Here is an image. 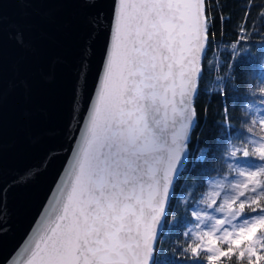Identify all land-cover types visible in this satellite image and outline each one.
<instances>
[{
    "label": "snow or ice",
    "instance_id": "snow-or-ice-1",
    "mask_svg": "<svg viewBox=\"0 0 264 264\" xmlns=\"http://www.w3.org/2000/svg\"><path fill=\"white\" fill-rule=\"evenodd\" d=\"M110 4V16L104 18L107 42L98 92L88 97L87 71L82 67L73 95L76 132L70 135V148L54 150L43 164L46 169L58 153L67 152L62 174L37 220L43 217L41 228L21 264H150L155 250L158 225L197 119L196 99L205 57L216 35L214 22L209 0H111ZM253 7V3L246 5L245 17L238 25L241 42L248 38ZM258 15L264 19V11ZM226 19L221 15L222 25ZM16 38L24 42L23 33ZM230 48L235 53L238 43ZM216 70H220L219 64ZM223 79L216 77L217 81ZM208 91L225 94L223 83ZM258 105L250 107L264 127V95ZM224 115L225 125L231 127L227 107ZM85 118L87 127L81 138ZM261 142L264 138L251 140L254 145ZM231 155L233 160L249 157L247 151ZM38 171L30 170L28 178ZM65 171L68 175L61 184ZM18 182L26 180L17 178L5 185L0 173V207ZM223 184V180L213 184L218 189L217 198L206 207L192 201L196 207L190 210L191 217L201 223L213 222L214 244L205 251L212 253L215 248V253L207 256L208 264H225L237 255V248L240 259L245 257L247 230L241 228L233 235L227 228L216 229L227 219L226 214L216 213L224 212L225 203L232 212L237 204L243 211L246 204L252 207L259 203L229 202L227 196L221 199ZM57 187L59 192L53 200ZM190 197L189 193L184 199L185 206ZM253 211L264 214V206ZM260 222L264 223V215ZM3 231L0 227V233ZM221 237L224 246H220ZM248 254V264L264 261V251L249 249ZM184 258L189 264H200V248ZM7 264H13V259Z\"/></svg>",
    "mask_w": 264,
    "mask_h": 264
},
{
    "label": "water",
    "instance_id": "water-1",
    "mask_svg": "<svg viewBox=\"0 0 264 264\" xmlns=\"http://www.w3.org/2000/svg\"><path fill=\"white\" fill-rule=\"evenodd\" d=\"M110 3L0 0V173L5 185L17 178L26 180L15 184L0 207V227L4 229L0 233V264H7L9 259L21 264L41 228L43 217L37 220L62 174L67 152L58 153L46 169L43 164L54 150L71 147L70 135L74 136L77 128L73 95L82 67L87 71L88 97L98 92L107 42L104 18L110 16ZM18 33H23L22 44L17 41ZM196 123L197 119L158 225L155 250L163 236L174 185L189 160ZM86 127L87 118L79 133L81 138ZM33 169L39 171L28 178ZM67 175L65 171L61 184ZM58 192L59 187L52 193L53 200ZM155 250L150 264H155Z\"/></svg>",
    "mask_w": 264,
    "mask_h": 264
},
{
    "label": "trees",
    "instance_id": "trees-1",
    "mask_svg": "<svg viewBox=\"0 0 264 264\" xmlns=\"http://www.w3.org/2000/svg\"><path fill=\"white\" fill-rule=\"evenodd\" d=\"M248 3H253L256 7L251 9L248 17V38L241 42L238 25L245 17ZM262 4L264 0H209L216 35L211 38L214 43L205 57L204 74L196 99L197 123L189 143V160L174 185L163 236L155 250V264H189L184 258L186 255L180 254L176 242L192 223L190 210L196 205L191 197L187 206L183 201L190 191L203 188L205 181L215 174L227 142L233 137L244 139L248 136L242 127L246 118L242 115L241 108L248 103L254 107L259 106L260 96H252L248 89L256 87L258 81L264 82V19L258 15L260 11H264L260 7ZM221 15L227 18L223 25ZM232 43H238L235 53L230 48ZM217 64L220 66L219 71L216 70ZM218 75L224 78L222 82L216 80ZM220 83L224 85L225 94H210L208 89L217 87ZM225 107L228 109L227 119L231 127L225 125ZM259 163H262L259 159L249 157L243 165ZM185 207L189 210L186 211Z\"/></svg>",
    "mask_w": 264,
    "mask_h": 264
},
{
    "label": "clouds",
    "instance_id": "clouds-1",
    "mask_svg": "<svg viewBox=\"0 0 264 264\" xmlns=\"http://www.w3.org/2000/svg\"><path fill=\"white\" fill-rule=\"evenodd\" d=\"M248 91L252 96L264 95V82L258 81L257 86L249 88ZM250 105L251 103H248L241 108L242 115L246 118V122L242 127L246 130L248 136L244 139L235 137L230 139L227 142L221 160L216 166L215 174L205 181L203 188L189 192L192 200L200 201V206L206 207L212 199L217 198L218 189L214 188L213 184L218 180H223L224 184L220 192L221 199L227 196L229 202L231 200L259 201V203L252 205V207L246 204L243 211L237 204L235 212L230 211L229 203H225L224 212L216 213V215L226 214L227 216L225 225H217L215 226L216 229L227 228L233 235L239 232L241 228L247 230V242L243 248L245 252L244 259H240L238 255L240 249L237 248V255L225 261V264H248V260L250 259L248 254L249 249H255L258 252L264 251V223L260 222L264 214L253 211V208L264 206V167L252 170L244 166L236 165L231 155L233 152L242 153L247 151L249 157L264 161V142L255 145L251 143V140L254 138H264V127L260 125L259 118L255 115L254 108L250 107ZM253 188H255V191L252 190ZM212 224L213 222L211 220L201 223L193 218L192 223L184 230L182 238L176 242L180 249V254L182 256L190 255L193 249L199 247L201 261L203 264H208L207 256L215 253V248H213L212 253L205 251L206 248L214 244L211 235L214 231ZM252 225L257 226L252 228ZM206 232L209 235H205ZM215 234L220 236L219 231H216ZM224 245L225 241L221 237L220 246ZM261 264H264V261Z\"/></svg>",
    "mask_w": 264,
    "mask_h": 264
},
{
    "label": "rangeland",
    "instance_id": "rangeland-1",
    "mask_svg": "<svg viewBox=\"0 0 264 264\" xmlns=\"http://www.w3.org/2000/svg\"><path fill=\"white\" fill-rule=\"evenodd\" d=\"M249 158V157H248ZM248 158H239V159H236V160H234V163L236 164V165H240V166H244L243 165V162L245 161V160H247ZM259 161H261V160H259ZM262 163H259V164H255V165H248V166H244V167H247V168H249V169H252V170H255V169H258V168H261V167H264V161H261ZM246 165V164H245ZM156 261V260H155Z\"/></svg>",
    "mask_w": 264,
    "mask_h": 264
}]
</instances>
